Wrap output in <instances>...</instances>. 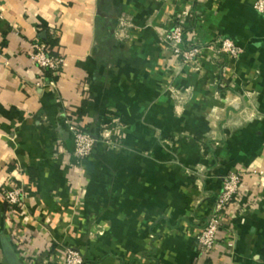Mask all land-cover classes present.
<instances>
[{"label":"crops","instance_id":"0c3cea01","mask_svg":"<svg viewBox=\"0 0 264 264\" xmlns=\"http://www.w3.org/2000/svg\"><path fill=\"white\" fill-rule=\"evenodd\" d=\"M256 2L0 0V264H61L67 247L84 264H264ZM172 19L202 48L196 61L163 41ZM223 37L241 47L237 59L215 51ZM49 38L65 66L38 85L30 46ZM67 119L94 135L118 119L122 138L81 161ZM240 169L256 174L215 252H200L197 235ZM14 186L24 200L11 209L2 191Z\"/></svg>","mask_w":264,"mask_h":264},{"label":"built area","instance_id":"2783aa9c","mask_svg":"<svg viewBox=\"0 0 264 264\" xmlns=\"http://www.w3.org/2000/svg\"><path fill=\"white\" fill-rule=\"evenodd\" d=\"M255 9L259 13H264V0H257ZM185 22L180 19H172L167 30L163 34V41L170 51L177 58L184 60L186 63L196 61L197 56L202 52V48L195 45H185L184 33ZM215 51L218 54H225L232 59H237L241 54V47L229 37H223L216 46ZM30 56L32 60L42 69L43 77L37 84H45V70L50 69L54 72L60 71L65 66V56L58 52L57 55L50 54L49 44L41 41L32 43L30 46ZM68 130L72 135L74 142V155L81 161L88 160L93 157L97 143L102 139L110 144L118 142L122 138V124L115 119L114 128L108 129L107 125L103 128L99 135H94L88 130L78 126V124L67 119ZM115 137V139H113ZM256 174L245 169L234 170L226 175L220 194L213 202L212 210L206 225L197 235L196 241L200 252L212 254L215 252L217 243L220 239L221 231L227 228L230 217L235 215L239 202L242 198V186L245 177ZM257 174H263L262 172ZM2 195L11 209L23 205L24 189L22 187H6L2 191ZM227 241L229 247L234 246L233 238ZM83 254L73 247L65 248L61 264H84ZM44 264H47L44 262Z\"/></svg>","mask_w":264,"mask_h":264},{"label":"trees","instance_id":"16d2710c","mask_svg":"<svg viewBox=\"0 0 264 264\" xmlns=\"http://www.w3.org/2000/svg\"><path fill=\"white\" fill-rule=\"evenodd\" d=\"M191 35H192V31L190 29H188V28L187 29L185 28L184 43L187 46L188 45H193L191 40H190ZM47 41H48L47 43L50 46V54L57 55L58 51L55 50V48H54L58 44L57 39L49 38ZM53 72L54 71H52L50 69L45 70V73L48 76V78L51 77L50 75L53 74ZM80 114H82V112H80Z\"/></svg>","mask_w":264,"mask_h":264}]
</instances>
